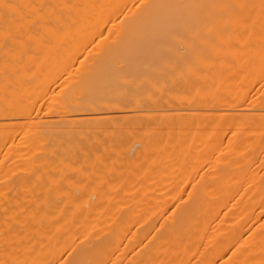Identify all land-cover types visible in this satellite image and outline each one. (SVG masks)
Listing matches in <instances>:
<instances>
[{
    "label": "bare ground",
    "instance_id": "6f19581e",
    "mask_svg": "<svg viewBox=\"0 0 264 264\" xmlns=\"http://www.w3.org/2000/svg\"><path fill=\"white\" fill-rule=\"evenodd\" d=\"M7 29L39 43L0 45V264H264V0H0Z\"/></svg>",
    "mask_w": 264,
    "mask_h": 264
},
{
    "label": "rangeland",
    "instance_id": "374dc122",
    "mask_svg": "<svg viewBox=\"0 0 264 264\" xmlns=\"http://www.w3.org/2000/svg\"><path fill=\"white\" fill-rule=\"evenodd\" d=\"M11 29V28H10ZM10 29H7L6 31H7V34H9L8 36H12V37H8V36H3L2 38H3V40L1 39L0 41H3L2 42V44H0V45H3L4 46V48H6L7 50H9V47L11 46L12 48H15L16 49V51H17V46L19 47H21V51H23V48L24 47H28V48H30V47H32L33 45H37V41H38V39L39 38H41V40L44 42H46V43H49V44H51L52 46H60V45H63V43H64V45H70V46H73V47H75L77 50H84V49H90V48H93V47H95L96 45H99V43L101 42V40H104V39H107V37H108V34H107V32H105L104 31V33L101 35V36H99L100 34H97V35H87V36H85L84 34H83V29L81 30V29H78V28H67V29H64V31L63 32H65L66 34H60V36L58 35V37L57 36H55V35H52V34H50V33H48V32H46L45 31V34L46 35H42V36H40L39 38H36L37 37V35H36V37H35V40H33L32 38H28V35L27 34H25V33H23V32H25L26 30L24 29V30H22V33H21V35L19 34L18 36L17 35H14V34H11L12 32H13V30L14 29H12V30H10ZM32 30H34V29H32ZM37 30H40V33L42 34L44 31H42L43 29H35V31H37ZM42 31V32H41ZM53 31V30H52ZM51 32V31H50ZM11 34V35H10ZM69 34V35H68ZM49 35V36H48ZM62 35V36H61ZM13 36H17L16 38H14ZM66 36V37H65ZM5 37V38H4ZM30 37V36H29ZM6 38H7V40H6ZM28 38V39H27ZM63 38V39H62ZM10 39V40H9ZM45 39V40H44ZM47 39V40H46ZM5 40H6V44L8 45L7 47H5L6 46V44L4 45V43H5ZM13 40L15 41V43L17 44V45H15V43L13 42ZM10 41V42H9ZM41 41V42H42ZM65 41V42H64ZM40 42V43H41ZM1 43V42H0ZM38 43H39V41H38ZM53 43V44H52ZM66 43V44H65ZM14 44V45H13ZM14 47H13V46ZM27 48V49H28ZM33 48V47H32ZM9 51H12V50H9ZM15 51V50H14ZM18 51H20L19 50V48H18ZM41 120V119H40ZM19 129H21V128H19ZM22 130V129H21ZM21 132V131H20ZM20 132L18 131L17 133H16V135H19L20 134ZM23 132V131H22ZM6 146H8L7 144H6ZM9 147V146H8ZM137 148V147H136ZM201 162H204V161H202V160H200ZM200 164V165H199ZM198 165L199 166H201L202 167V165L204 164V166L202 167V169L203 168H205L206 167V163H199ZM198 166V169H201V167H199ZM195 167H196V165H195ZM197 168V167H196Z\"/></svg>",
    "mask_w": 264,
    "mask_h": 264
}]
</instances>
